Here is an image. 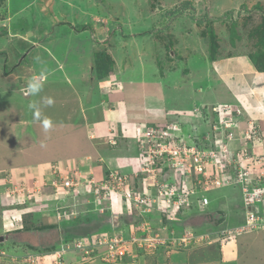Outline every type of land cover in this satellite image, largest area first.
I'll use <instances>...</instances> for the list:
<instances>
[{
    "label": "rangeland",
    "instance_id": "374dc122",
    "mask_svg": "<svg viewBox=\"0 0 264 264\" xmlns=\"http://www.w3.org/2000/svg\"><path fill=\"white\" fill-rule=\"evenodd\" d=\"M261 1L264 0H0V170L6 168L7 171L0 175V212L3 214L9 208L6 203L10 200L6 201L3 193L7 188L13 192L16 200H21V196L25 201V197L32 199L34 187H38L36 183L48 185L49 181H56L55 175L51 176V169L64 162L72 172L74 167L80 169L85 166L88 171L93 170L92 177L96 182L101 179V168H97L101 167V163L93 156L110 149L107 145L110 131L102 143L97 142L99 145L91 148L93 152L85 153L82 158L73 157L78 154V149L85 148L83 142L75 140V137L82 138V131L78 130L75 135L67 134L84 122L85 114L81 109L86 104L80 101L84 99L81 88L87 85L90 90H86H92L90 83H83V78L91 70L90 61L91 65L95 64L93 55L97 51L105 53L112 60V70H109L108 76H113L120 86L123 82L124 95L129 103L128 115L138 113L148 125L162 121L199 124V118L189 121L170 116V112L166 115L165 112L169 108L192 106L186 94L177 96L183 90L185 92L181 85L187 81L189 74L194 75V82L198 81L195 76L200 77L205 60L243 52L250 56L258 55L255 49L261 26ZM93 16L95 19H92ZM113 45H117L115 50ZM135 45L141 46L144 51L142 55L131 54ZM136 49L139 51L140 48ZM41 72L46 78L39 94L17 91L26 87L27 82ZM171 72L179 75L175 83L172 76L165 78ZM19 74L26 81L20 83ZM107 77L101 80H107ZM116 81L111 84L114 85ZM49 100L52 101L50 105ZM94 100H98L96 95ZM30 105L39 108L41 121L48 118L53 122L49 132L45 133L42 125L38 124L40 121L34 117L35 109ZM150 114H155V120ZM65 122L67 125L63 126ZM57 124L60 127H56ZM200 124L203 129L206 128L204 123ZM83 138L86 139L85 136ZM128 140L130 142L118 143L113 149H117L118 153L125 148L123 155H130L134 141ZM97 149L101 150L99 154L95 151ZM63 156L71 158L62 159ZM122 158L118 163H124ZM15 165L24 169L30 167L32 172L24 173L21 169L16 173L8 171V166ZM34 166H38V174ZM207 197L210 200L208 211H185L180 222L170 227L171 230L178 233L192 229L200 233L212 227L222 229L241 220V223L234 225L238 226L244 224L248 212H252L247 216L253 219L264 218V197L254 205L252 211H248L236 186L211 191ZM81 201L75 198L57 201L42 199L41 204L27 201L19 207V211L12 209L11 213L16 216L26 213L22 219L28 216L26 225L29 231L22 229L1 235L0 223V235L4 237L0 243V264H21L17 260L20 254H32L54 244L68 242L77 232L83 234L90 231L98 235L96 232L106 227V219L112 224L108 203L102 202L101 209L93 210L92 205L87 207ZM112 207L117 208L118 204L113 202ZM241 212L244 213L241 216L243 220L238 214ZM58 214L61 215L59 219ZM141 216L139 222L149 223L152 231L158 229L160 220L164 222L156 213ZM117 218L118 215L112 217L113 220ZM134 218L121 217L120 222L128 227ZM132 225L137 231L136 237H139L143 227L138 225L137 219ZM109 228L111 233L115 230L111 226ZM262 230L264 225L245 230L241 235H257ZM258 241L261 244L264 237H259ZM194 244L174 249L157 247L152 253L146 252L143 260H149V264H172L175 253L187 255L195 248H206L207 245L215 259L220 257L222 261L230 255L225 249L231 243L225 248L215 239H210L208 244ZM259 250L253 253L261 254ZM69 255L77 257L76 254ZM128 259L132 263L138 260ZM121 260L98 259L82 264H113ZM250 263L255 264V261ZM260 264H264V260Z\"/></svg>",
    "mask_w": 264,
    "mask_h": 264
},
{
    "label": "built area",
    "instance_id": "2783aa9c",
    "mask_svg": "<svg viewBox=\"0 0 264 264\" xmlns=\"http://www.w3.org/2000/svg\"><path fill=\"white\" fill-rule=\"evenodd\" d=\"M242 113L239 105L223 104L195 108L184 115L199 117L200 123L206 125L205 129L197 122L132 124L130 135L127 131H122V134L134 141L136 155L120 167L101 172L98 182L92 177L93 171L84 172L82 167H74L72 172L66 166L67 162L54 166L51 176L55 175L57 180L49 181L48 185L36 183L38 187H34L32 196L34 201L41 202L44 188L48 187L53 201L81 197L95 207L105 202L110 208L115 202L118 207L112 212L120 214L126 211L136 215L138 225L143 227L142 234L136 237L134 225L128 231L116 225L111 234L87 240L75 239L60 244L51 252L25 254L17 258L18 262L66 264L64 257L70 252L77 253L83 263L96 259L114 262L129 251L147 256L146 252L152 253L157 247L174 249L194 243L208 244L210 239L225 247L245 230L264 225V218L247 216L252 212L246 214L242 225L202 233L190 229L174 233L166 226L152 231L149 223L139 222L141 214L156 213L166 222H175L190 209L205 212L210 205L208 193L233 186L240 189L244 208L252 211L264 197V156L253 153V149L262 142L251 121L247 128L237 133ZM107 135L108 143L115 145L116 131L111 129ZM234 142H238L237 147L232 145ZM125 168L130 173L124 172ZM4 194L5 200H10L7 205L24 203V196L16 200L8 188ZM2 222L3 227H7L5 231L21 228V218L11 210H4Z\"/></svg>",
    "mask_w": 264,
    "mask_h": 264
},
{
    "label": "crops",
    "instance_id": "0c3cea01",
    "mask_svg": "<svg viewBox=\"0 0 264 264\" xmlns=\"http://www.w3.org/2000/svg\"><path fill=\"white\" fill-rule=\"evenodd\" d=\"M261 2H259V7L261 8V11H260L261 16L259 17L261 26L259 25L260 31H259V35H257L258 38L256 37L257 38L256 42L258 45L255 49V52H258V55L250 56L249 54H246L243 52V53H235L232 55L217 56L216 58L211 59L210 61L205 60L204 62L205 64L203 65L204 66L203 72L201 73V75L199 74L200 77L195 76V78L198 79L197 82H194L192 79L194 75L189 74L188 78L186 76L187 81L182 83V85L180 84L181 88L185 89V92L183 90V93L178 94L177 97H182L183 95L185 96L186 94L188 98H190V101H192L193 103L192 106L190 108H183L182 106L180 108H169L167 109L165 114L167 115L170 112V114H172L170 116H179V117L189 119V121H191L199 117L190 118L184 115L189 114V112H191L195 108H200V107L210 108L216 104H223V103L237 104L241 106L243 109V113L239 119V125H238L239 127L237 130V133L239 134L240 131H242V129L247 128L249 121H251L253 124V128H256L258 130L259 137L262 142L258 148L253 149V153H255L256 155L264 156V33L262 34V26H263V31H264V1H261ZM49 4L50 3H48V5ZM93 18L95 19V16H93L92 19ZM103 32L104 30L101 32V34ZM29 36L32 37L31 34ZM136 45L133 46V50L131 54L135 56H140L144 53V51H142L140 45L138 46ZM116 46L117 45H113L114 50ZM37 47H38V44H37ZM136 48L138 49L140 48L139 51ZM114 50H110V51L113 52ZM98 52L99 51H97L93 55L94 58ZM252 58H254L257 64L260 65V67L262 68L261 70H258L256 68L255 62L253 61ZM115 63L117 64V60ZM89 64L91 66V70L87 75L88 77L85 76V78H83V83H86V82H87L86 84L90 83L92 86V90L89 91L90 88H88V86L86 85L85 88H81L82 94L80 92L78 93L79 95L81 94L82 97L84 98L83 100L80 99L82 104L83 102L84 104H86L81 109V112L85 114L83 116L84 122L79 127L73 128V129L70 124L69 127L72 130L67 132V134L75 135L78 130L82 131L80 135L82 136V138L78 139L77 137H75V140L83 142L85 145V148L78 149V154L73 156L76 158H82L85 156V153L89 154L93 152V149H94L93 147H96L97 145H99V143H102V140H105L104 138L107 137L105 135L110 131L109 128L111 127H112L111 129L116 131V135L119 137L121 134V131L122 130L126 131V129H128L127 134L130 135L132 124L147 123L141 120V116L138 113L136 114L132 113V115H130L129 113L128 115L127 104L129 103H128L127 97L124 95L125 87L124 85L122 86L123 82L121 83V86H120L118 84V81H116V79L113 76H108L107 80L97 79L95 77V74L93 71V65H91V61ZM50 72L51 70L48 72V74ZM171 76L174 81L173 83L178 81L179 75L173 72L168 73L165 76V78H169ZM24 80L26 81V79L22 75L19 74L20 83H23ZM114 81H116L117 83L112 85L111 82H114ZM107 86H109V88H107ZM25 88L26 87L20 88V90L18 89L17 91H20V92L22 91L24 93V91H26ZM86 89H89V90H86ZM105 89L108 91H105ZM136 94L137 93L135 92L134 95ZM94 95L98 97V100H94ZM151 115H152V118L155 120V116H154L155 114L154 115L150 114L149 116ZM132 117H135V118H132ZM163 123H168V121L157 122V124H163ZM38 124L41 125V122H38ZM62 124L63 126L67 125L66 122ZM56 127H60V126H58L57 124ZM83 136H85L86 139L83 138ZM127 142H130L128 138H122L119 142V145L121 143H127ZM132 143H133V147H132V151L130 155H127V154L123 155V153L125 152V148L124 149L121 148L118 151V153H117V149H113L110 147H109L110 149H107L106 152L105 151L100 152L101 150L99 149L95 150L97 154H99L100 152L99 155L93 156V158L99 159L101 163V167L99 166L97 168L98 169L101 168V172H104L105 169L108 170V169H113L117 167L118 164H120L118 162L120 160L119 158L121 157L129 158V159L133 158L136 155V150H135L134 142ZM232 145L234 147H237L238 142H234L232 143ZM91 148H93L92 151H91ZM70 158L71 157L67 158L63 156L62 159H70ZM60 159L61 158H59V160ZM94 164L96 165V163ZM34 167L37 172L36 174H38L39 172V170H37L38 166H34ZM7 169L8 171H15V173L19 169H21V171L24 173L32 172L30 167H28V169H24L23 167L16 166V165L10 166V167L8 166ZM123 171L129 173L130 170L124 169ZM6 172H7L6 168L3 170H0V175L5 174ZM0 208H2V206H0ZM238 214L240 217L244 215L243 212L238 213ZM216 218L219 219L220 217H216ZM240 219L243 220V217H241ZM241 222L242 221L239 220L236 223H231L227 227L229 226L230 228L237 227L234 225H237V223L239 224ZM0 223H2L1 217H0ZM1 230H2V227H1ZM213 230L214 229L212 227L210 228V230H206L202 232L213 231ZM250 236L251 235L249 234L238 235L236 237V240L228 246V249H225L229 251V254H230L228 255L229 257L225 258V256H223V258L225 259H222V261L220 257L218 256H217L218 257L217 259L214 258V255L211 256L210 253L212 252V250H210L211 248L208 247L207 245L206 248L204 247L200 249L195 248L193 251H191L187 255L185 253H179V254L175 253L172 258L173 260L172 264H190L188 263L189 261L192 262L193 264H197V263L198 264H214V263L215 264H226V263L228 264H251L250 263L251 261L252 262L255 261V264H260L264 260V241H261V244H260V241H258V238L264 237V230H262V232H260L257 235H252L251 237ZM258 248L261 249L259 250L261 254L258 253V255H256L253 252H258V251H255ZM235 255H237V258H240V260L236 259ZM73 258L74 256L69 255V257L67 256V261L71 262ZM137 258L138 260L134 261L133 263L127 258V259L121 260L113 264H149L148 263L149 260H143L142 257H137ZM211 260H213L212 263H210Z\"/></svg>",
    "mask_w": 264,
    "mask_h": 264
},
{
    "label": "clouds",
    "instance_id": "9594fccd",
    "mask_svg": "<svg viewBox=\"0 0 264 264\" xmlns=\"http://www.w3.org/2000/svg\"><path fill=\"white\" fill-rule=\"evenodd\" d=\"M45 74L43 73V72H41L40 74H39V76L38 77H33V78H31L28 82H27V86H26V91H27V94H29V95H37V94H39V92L42 90V87H43V84H42V82L45 80ZM52 103V101L51 100H49L48 101V104L50 105ZM30 107H32V108H34L35 109V111H34V117H35V119L37 120V121H40L41 122V125H42V128H43V131L45 132V133H47V132H49L52 128H53V122L50 120V119H48V118H44L42 121H41V117H40V110H39V108H37L35 105H30ZM144 124H146V123H144ZM148 125V124H147ZM123 131V130H122ZM121 131V134H120V136L118 137L117 135H116V144L115 145H110L108 142H107V145L110 147V148H116L117 147V145H118V140L121 138H128V139H131V138H129V137H127V136H123V132ZM123 133V134H122ZM124 159V163L123 164H118V166L117 167H120L121 165H124L126 162H127V160L129 159V158H123ZM117 167H115V168H117ZM115 168H113V169H115ZM82 169V171H84V172H88V170L85 168V167H82L81 168ZM126 169V168H125ZM128 169V168H127ZM93 171V170H92ZM107 170L105 169L104 170V173L106 172ZM92 173H94V172H92ZM129 173H130V171H129ZM44 194H43V196H42V199H44V200H49V201H53L51 198H50V195H49V193H50V190H49V188L48 187H45V189H44V192H43ZM67 198H74V197H67ZM75 199H78L79 201H83L84 203H85V205H88L87 207H89L90 205H92L93 206V210H96V208L97 209H100L99 207H95L92 203H86V201H84L83 199H81V197H76ZM27 201H34L33 200V198L32 199H30V198H26V201L24 200V203H22V204H12V205H7L6 204V206L7 207H9V208H7V209H5V210H12V209H14V210H18L19 211V207L20 206H24L25 204H26V202ZM42 201V200H41ZM81 201V202H82ZM34 202H37V201H34ZM40 204H41V202H39ZM77 206V205H76ZM11 208V209H10ZM115 209H117V208H113V207H111L110 208V205H109V207H108V212H110L109 213V215H110V217L109 218H111V220H112V217L114 216V215H118V218H117V220L115 219V221H113L112 222V224H110V221H109V219H106L105 220V225H106V229L105 230H103V232H101V231H99V232H96L98 235H94L93 234V232H91L90 233V231L89 232H87L86 233V235H81V236H75V237H72V239L70 240V241H68V242H71V241H73V240H75V239H80V238H83V239H91V238H93V237H96V236H103V235H105V234H111V231H110V226L112 227V228H114L113 226H118V227H120L121 229H123V230H125V231H128V229H129V227L130 226H128V227H124V226H122V224H121V222H120V219H121V217L124 219V217H126V216H128V217H135L130 223H131V226H132V224L133 223H135V220L137 219V217H136V215H134V214H129L128 212H126V211H123L122 213H120V214H116V213H113L112 211L113 210H115ZM208 209L209 208H207L205 211H208ZM65 212V211H64ZM63 212V215L65 214ZM197 213H198V211H196ZM40 212H38V213H36V214H39ZM69 213H74V212H69ZM204 213V212H203ZM112 214V215H111ZM17 215H19V217L21 218V228H18V229H14V230H10V231H5V229H4V227H3V222H2V216H3V214L1 213V227H2V235L3 234H5V233H9V232H18V231H20V230H22L23 229V227H24V219H22V217H24L25 215H26V213H18ZM61 215H59L58 214V216H57V218L59 219V217H60ZM67 216V215H66ZM65 216V217H66ZM182 218V215H180L179 216V219H178V221H175V222H166L164 219H162L164 222H162V221H160V223H159V227H158V229L157 230H160V228L162 227V226H166L167 227V229H169V230H171V226L172 225H175L176 223H178V222H180V219ZM190 230H192V229H190ZM193 231H195V230H193ZM180 232H182V231H180ZM180 232H178V233H180ZM1 236V235H0ZM63 243H67V242H63ZM62 244V243H61ZM60 246V244L56 247V248H58ZM55 248V249H56ZM137 257H144V256H141L140 254H137V252H131V251H129L127 254H126V256H124V257H122V258H120V259H122V260H124V259H127V258H137Z\"/></svg>",
    "mask_w": 264,
    "mask_h": 264
},
{
    "label": "trees",
    "instance_id": "16d2710c",
    "mask_svg": "<svg viewBox=\"0 0 264 264\" xmlns=\"http://www.w3.org/2000/svg\"><path fill=\"white\" fill-rule=\"evenodd\" d=\"M264 33V31H263V26H262V34ZM95 59H96V61H95V64L93 65V71H94V74H95V77L97 78V79H103V78H105V77H107L109 74H108V72H109V70H112V60H111V58L109 57V56H107L105 53H98L96 56H95ZM253 59V61L255 62V66H256V68L258 69V70H261L262 68L260 67V65L259 64H257V62L254 60V58H252ZM191 210H193V209H191ZM195 210V209H194ZM196 211V210H195ZM195 211H192V212H195ZM28 217V216H27ZM27 217H25L24 218V227H23V230H25V231H27L28 229H27V227H28V225H26V218ZM105 229V227H103V228H101L100 229V231L101 230H104ZM214 230H217V229H214ZM213 230V231H214ZM29 231V230H28ZM77 235H74V236H81V235H86V233H79V232H77L76 233ZM83 235V236H84ZM58 245L56 244H54L52 247H47V248H45V249H41L39 252H36V253H45V252H47V251H51V250H54L56 247H57ZM33 253H35V252H33ZM26 254V253H25ZM25 254H20L21 256H23V255H25ZM71 254V253H70ZM20 256V257H21ZM67 256H69L68 254L65 256V262L66 263H73L74 262V260H72L71 262H68L67 261ZM73 259H75L76 260V257H74Z\"/></svg>",
    "mask_w": 264,
    "mask_h": 264
},
{
    "label": "bare ground",
    "instance_id": "6f19581e",
    "mask_svg": "<svg viewBox=\"0 0 264 264\" xmlns=\"http://www.w3.org/2000/svg\"><path fill=\"white\" fill-rule=\"evenodd\" d=\"M225 248V247H224ZM52 251V250H51ZM51 251H48V252H51ZM71 254H76V256L78 257V259H77V257H76V259L77 260H74V262L73 263H66V264H82L83 262H80V257H79V255L77 254V253H73V252H70ZM70 253H67L68 255L70 254ZM66 254V255H67ZM65 255V256H66ZM64 259H65V257H64ZM98 259H96V260H94L95 262L97 261ZM119 259H117L116 261H118ZM116 261H114V262H116ZM92 262V261H91ZM85 263H90V262H85Z\"/></svg>",
    "mask_w": 264,
    "mask_h": 264
},
{
    "label": "water",
    "instance_id": "95a60500",
    "mask_svg": "<svg viewBox=\"0 0 264 264\" xmlns=\"http://www.w3.org/2000/svg\"><path fill=\"white\" fill-rule=\"evenodd\" d=\"M3 238H4L3 236H0V243L3 241Z\"/></svg>",
    "mask_w": 264,
    "mask_h": 264
}]
</instances>
